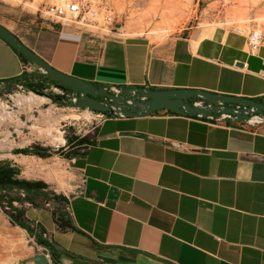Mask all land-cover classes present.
Returning <instances> with one entry per match:
<instances>
[{
	"label": "crops",
	"instance_id": "obj_1",
	"mask_svg": "<svg viewBox=\"0 0 264 264\" xmlns=\"http://www.w3.org/2000/svg\"><path fill=\"white\" fill-rule=\"evenodd\" d=\"M33 35V43L23 41L53 67L99 87L264 98V43L250 53L248 32L235 27L198 28L158 41L50 26ZM23 62L0 37V80L20 76ZM28 65L31 75L48 77L39 65ZM91 113L92 143L74 164L81 190L26 212L36 234L45 230L44 249L55 262L264 264V124L170 110Z\"/></svg>",
	"mask_w": 264,
	"mask_h": 264
},
{
	"label": "rangeland",
	"instance_id": "obj_2",
	"mask_svg": "<svg viewBox=\"0 0 264 264\" xmlns=\"http://www.w3.org/2000/svg\"><path fill=\"white\" fill-rule=\"evenodd\" d=\"M58 1L60 0H0V23L10 28L26 43H33L35 41V35L33 33L42 31L47 26L53 27L56 31L72 29L91 36H107L104 30L93 29L90 31L87 28L62 27L60 25H54L49 20L41 17V9L46 4ZM105 1L117 16L118 22L122 24L119 30L120 36L146 35L152 40L158 41L168 37L187 34L198 28L215 27L217 25L237 27L246 32L254 26H260L264 29V0H179L182 7L168 18L162 15V10L155 12L151 9V4L155 0ZM28 89L32 91L30 87ZM16 94L29 95L28 93L17 90L10 83H6L5 87L0 89V99L2 100L8 99ZM42 96L49 100L47 104L41 106L40 110L53 106L58 108L59 113L62 115L58 128L62 131V135L67 142L66 145L57 147L49 143V140L36 139L37 137L34 135L33 142L23 146H14L10 151H5L9 155L0 156V161L8 159L15 160V164L19 166L18 168L21 171V178L45 182L48 185L45 190L51 194H61L63 190L73 191L79 181L77 173L71 172L64 182H58L52 179V173L45 169L48 158L56 156L65 157L64 153H66V150L63 152L58 151L59 153H54L48 158L14 153L15 149L23 148L31 144H39L42 147L58 150V148L68 146L69 138L74 136L91 137L95 131L96 121L93 114L91 119H87L83 116L84 110L78 109L62 100H53L48 96ZM40 110L39 108L35 109L34 115L36 117L40 116ZM24 133L27 135L34 134L31 133L30 129H26ZM17 141L19 140L17 139ZM56 174L57 178L59 177L57 180H60L58 172H55L54 176ZM15 192H18L21 197L26 196V192L23 190ZM50 202L53 207L55 201L51 200ZM27 203L24 204L26 208L30 207ZM19 205L17 202V206ZM0 232L15 239L23 236L28 246H32L28 254H23L20 250L18 251V254L22 255L18 264H37L28 259L38 253L45 252L44 246L40 245L36 238L31 236L27 230L20 229L19 226L12 224L8 211L6 212L1 206ZM15 233L17 235L13 236ZM50 253L52 254V252ZM4 254L5 252L0 247V257Z\"/></svg>",
	"mask_w": 264,
	"mask_h": 264
},
{
	"label": "water",
	"instance_id": "obj_3",
	"mask_svg": "<svg viewBox=\"0 0 264 264\" xmlns=\"http://www.w3.org/2000/svg\"><path fill=\"white\" fill-rule=\"evenodd\" d=\"M0 37L16 50L21 51L27 58L40 66L44 73L53 80L54 85L61 88L63 95L47 94L41 90L32 89L34 93L45 95L53 100H62L67 104L82 110L104 115H125L150 114L158 110H170L184 114L213 115L219 118L221 114H231V119L241 121L248 119L249 114L254 112L264 114V101L242 96H233L214 93L201 89L184 88H147L132 86L120 88V93L115 94L107 87H99L87 80L71 76L53 67L34 49L28 46L15 32L0 23ZM22 78L17 76L13 81ZM136 93L133 95V93ZM73 93L80 95L78 101H72ZM194 98H201L213 101V104L203 106L191 102ZM128 101H131L129 103ZM37 264H51L45 252L38 253L28 259Z\"/></svg>",
	"mask_w": 264,
	"mask_h": 264
},
{
	"label": "built area",
	"instance_id": "obj_4",
	"mask_svg": "<svg viewBox=\"0 0 264 264\" xmlns=\"http://www.w3.org/2000/svg\"><path fill=\"white\" fill-rule=\"evenodd\" d=\"M41 17L49 20L54 25H60L62 27L64 26H72L77 29L87 28L90 31L93 29L97 30H104L108 35L118 34L119 30L121 28V23L118 22L117 16L114 14L111 7L106 3L105 0H60L58 2L49 3L44 6L43 9H41ZM102 21V23H101ZM238 31H245L241 28L235 27ZM264 43V29L260 26H254L251 30L248 31V37H247V47L250 53H256ZM41 74L46 75L44 71L40 68ZM31 70L29 68V65L23 62V72H22V78L10 82L11 85H13L17 90L23 91L25 93H30V89H28L29 83L35 82L40 83L42 85L41 91L51 93L52 96L55 95H63L65 92L54 85V82L48 79H44L42 77H36L35 80L32 79ZM47 76V75H46ZM6 83L3 80H0V89H3L6 85ZM108 90L115 94L120 93V88L117 86H111L107 87ZM136 93L134 92L133 95ZM83 94L77 95L73 93L72 95V101H78L80 97H82ZM131 103V101H128ZM195 105H211L213 104V101L201 99V98H194L191 101ZM120 115H125L122 113H119ZM200 119H205L209 121H215V122H226V121H235L231 119V114H221L219 118L214 117L213 115L210 116H204L202 114H195L192 115ZM243 123L247 126H257L264 124V114L254 112L252 114H249L248 119L244 120ZM67 142L61 144L62 146H65ZM57 147H60L57 146ZM65 148V147H64ZM59 149V148H58ZM58 155V154H56ZM77 156L72 155L70 157H64V156H56L51 157L47 159V164L45 166V169L52 173V176L55 181L58 182H64L66 180L67 176L73 172L77 173L79 176V181L76 185V188L73 191H66L63 190L61 194L66 195L69 198V193L72 192H79L82 187V175L79 170H76L74 168V164L76 162ZM58 172L60 176V180H57V174L54 176V173ZM56 178V179H55ZM48 182V181H47ZM49 183V182H48ZM17 203V202H16ZM28 205H32L31 203H27ZM44 206L46 208H51V202L45 201ZM45 253L47 254L50 263L51 264H58L53 260L52 254L49 250H45Z\"/></svg>",
	"mask_w": 264,
	"mask_h": 264
},
{
	"label": "bare ground",
	"instance_id": "obj_5",
	"mask_svg": "<svg viewBox=\"0 0 264 264\" xmlns=\"http://www.w3.org/2000/svg\"><path fill=\"white\" fill-rule=\"evenodd\" d=\"M181 7L182 4L179 0H155L151 4L153 11L162 10V15L166 18ZM28 94H16L5 100L0 99V156H8L9 154H6L5 151H10L14 146H23L33 142L34 135L37 137L36 139L49 140V143L54 146L66 142L62 131L58 128L62 119L59 109L51 106L40 110L41 106L47 104L49 99L34 92ZM36 108L40 110L39 117L34 115ZM83 116L91 119L92 113L85 110ZM26 129H30L34 134L27 135L24 133ZM16 235L15 233L13 236ZM0 247L5 252L0 257V264H18L22 258L18 251L28 254L32 249V246H28L25 237L19 236L15 239L2 232H0Z\"/></svg>",
	"mask_w": 264,
	"mask_h": 264
},
{
	"label": "trees",
	"instance_id": "obj_6",
	"mask_svg": "<svg viewBox=\"0 0 264 264\" xmlns=\"http://www.w3.org/2000/svg\"><path fill=\"white\" fill-rule=\"evenodd\" d=\"M19 52L23 61L26 64L34 63L29 58H27L21 51ZM38 65V64H37ZM36 74L32 75V79H36ZM53 81L49 77H45ZM13 82V80H10ZM31 89L41 90L42 85L40 83L31 82L29 86ZM53 97V96H52ZM264 98L260 99L263 101ZM173 112V111H172ZM175 113V112H174ZM195 115V114H188ZM235 122V121H226V123ZM92 143L91 137L89 136H74L68 139L67 149L64 147L59 148L58 150L51 149L48 147H42L39 144H31L29 146L18 148L14 150L15 154H26V155H36L41 158H48L54 153L63 152L65 157H70L72 155H78L85 151L88 145ZM20 169L18 166H15L12 160H2L0 161V206L8 211L9 217L11 219L12 224L17 225L29 232V234L36 238L37 242L45 246L46 242L42 238V233H45V230H41L40 235L36 234L34 226H32L35 221L30 219L26 212L27 208L25 207V203H31L34 207H44L45 201H58L63 200L62 196L59 194H51L45 189H47L48 185L43 181L38 180H28L20 177ZM23 190L26 192L25 197H21L18 192ZM18 202L20 205L17 206ZM53 216L55 221L59 224L60 227H65L66 223L64 222V218L62 214H57V212L53 211ZM73 229V228H72Z\"/></svg>",
	"mask_w": 264,
	"mask_h": 264
},
{
	"label": "flooded vegetation",
	"instance_id": "obj_7",
	"mask_svg": "<svg viewBox=\"0 0 264 264\" xmlns=\"http://www.w3.org/2000/svg\"><path fill=\"white\" fill-rule=\"evenodd\" d=\"M192 101V100H191Z\"/></svg>",
	"mask_w": 264,
	"mask_h": 264
}]
</instances>
